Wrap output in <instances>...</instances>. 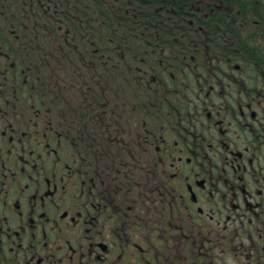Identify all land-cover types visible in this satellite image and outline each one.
<instances>
[{"label": "flooded vegetation", "instance_id": "1", "mask_svg": "<svg viewBox=\"0 0 264 264\" xmlns=\"http://www.w3.org/2000/svg\"><path fill=\"white\" fill-rule=\"evenodd\" d=\"M0 264H264V0H0Z\"/></svg>", "mask_w": 264, "mask_h": 264}]
</instances>
